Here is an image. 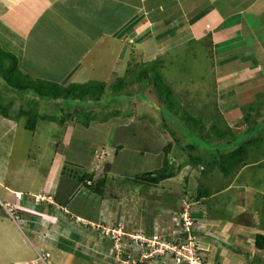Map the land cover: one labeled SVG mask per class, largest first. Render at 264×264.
<instances>
[{
	"label": "crops",
	"instance_id": "crops-1",
	"mask_svg": "<svg viewBox=\"0 0 264 264\" xmlns=\"http://www.w3.org/2000/svg\"><path fill=\"white\" fill-rule=\"evenodd\" d=\"M207 35L210 46L208 54L211 51L212 58V84L213 81L215 83L213 84L214 107L209 109V116L208 113L204 114V111L200 116H208L206 118L212 119L217 115L220 116V123L225 122L227 125L230 122L226 120L227 111L224 106L231 101L227 97L230 93L234 92L237 95V88L240 94L235 97H239V100L245 97L246 103L243 106L246 112L251 110L252 114L253 108L247 107L250 105L255 107V102L264 103V95H259V99L254 100L253 97L256 95L253 88L241 89L243 82L248 85L250 81L255 83L256 79H258L256 84L259 91L264 87L260 82L262 78L264 80V72L260 77L258 76V71L261 67L264 68V64L255 53V49L264 47V0H0L1 47L17 56L22 71L25 52L31 48L29 46L31 42V45L34 44L36 54L45 53L43 59L47 56L53 58L40 63L39 59L34 58L35 65L24 72L35 74L31 76L33 79L37 76L64 86L72 82L93 80V78L87 79V74L92 73L95 76L96 69L112 72L114 65L120 69L122 64L123 67L130 60L136 61L135 57L129 55L132 48H140L142 50L140 52L144 55L152 53L154 49L161 53L171 52L176 50L171 46L180 45L178 40L181 42L199 40ZM171 40L173 44L167 42H172ZM100 54H111L113 57L112 63L105 62L107 69L104 63L101 64ZM37 69L43 73L39 75ZM241 79L240 86L234 90L231 86L236 85ZM41 101L49 103L48 100ZM242 107L240 112L243 116L245 111L243 112ZM160 109L159 111L162 112ZM261 111L264 112V104L252 114L250 124H248L249 120L244 119L246 126L243 129L238 126L233 134L241 131L243 140L246 136L249 139L252 135H257L258 129L263 127L264 118ZM235 117H237L236 112L233 119ZM232 123L235 126L237 118L232 120ZM81 126L88 127L82 124ZM18 127L17 116L10 114L9 117H5L0 114V236L2 238L8 235L10 238L25 240L32 244L35 250L38 247L35 243L40 242L38 237L42 236V240L46 243L40 242V244H44L53 256L59 257V260L68 256L70 258L68 261L72 262L69 264H120L113 255V239L103 232V227L126 234L142 232L145 236L164 235L169 232L171 216H175L182 209V205L189 202L192 203L190 215L198 224L196 242L203 250L206 261L210 264H243L246 261L238 256L239 253L235 257V254L225 246L232 243L240 247L243 238V245L246 248L254 241L257 234L256 229L248 225L253 223L246 216H249L255 197L258 194L263 195V192L257 189L254 183L247 182L248 176H255L258 166L264 162L260 148L264 145V140L258 146L249 148L250 158L248 163L239 168V173L234 171L229 175L220 173L222 178H219V174L212 172L213 167L209 168V165L213 164L211 156L221 151H228L236 147L235 144L230 143L231 140L226 139V136L216 138L213 134L208 142H203L196 137V134H191L193 138L200 140L201 146L192 148L194 142L189 139L182 141L181 145L186 149L200 150L201 154L196 155L195 158H201L203 162L194 158L192 162L179 163L178 168L181 169L177 173L174 171L171 177L159 182L161 185L165 182L163 186L159 183L155 186L145 182L140 183L148 189L136 191L135 187L127 199H125L127 196L122 195L119 202L123 205L122 212L120 206L117 212L115 208H111L110 201L105 198L104 205L99 204L97 217L102 221L98 224L93 218L84 217L80 212L81 208L75 207L77 204L72 202L74 191L72 183L79 180L70 175L63 176V164L67 162H54L49 176L44 175L43 187L40 188V182L36 191L24 185L32 180L25 182L20 179L21 176L26 175L30 180V175L20 170H12L10 173L8 162L11 156L10 136L12 131L17 132ZM247 127H249L248 131ZM208 128L209 123L206 122V129ZM175 130L180 131L185 138L188 136L186 129L176 127ZM219 142H226L227 146L217 147ZM162 147L156 150L155 154L161 161L157 162L155 167H161L166 163H163L164 152L162 154L160 151ZM257 149L258 155H255L257 157L255 159L253 154ZM95 164L96 162H90L84 172L93 174V171L100 169L107 177L111 173L108 170L116 168L113 162ZM95 166L100 168L95 169ZM188 166L191 168L187 169ZM146 171H152V168ZM192 172L193 175L189 177ZM213 175L218 176L219 180H216L218 181L216 184L212 181ZM92 176L95 177V174ZM94 177L93 181H96ZM223 177H226V181ZM100 179L103 181V178ZM157 186L162 188L161 192L155 191L159 189ZM16 192H19L20 196L16 197L14 195ZM223 193L229 194L227 196ZM236 193L239 194L237 202H233L232 197ZM42 195L51 196V201L39 202L36 196ZM110 195L117 198L121 193ZM103 199L101 197V201ZM221 200L230 208L226 213H216L217 209L220 210L218 206ZM10 202L16 213L28 210L29 214L25 215L24 221L27 228H33L29 230L30 233L23 232L20 224L23 221L18 219V215L13 214ZM3 204L10 208L11 213ZM39 206L42 210L38 209ZM28 216L31 218L30 223ZM73 216L75 221L83 225L82 227L72 226ZM34 222L37 224L34 225ZM75 231L81 236L80 239L75 235V238H71ZM16 232L21 233L20 237H16ZM121 244L125 251L128 249L137 251L136 243L131 242L127 235L121 236ZM23 247L25 246H21ZM258 250L264 251V249ZM233 251L236 252L235 249ZM51 261L53 264H65L62 261L57 263L53 258ZM21 264H40V262L32 258L27 263L21 262Z\"/></svg>",
	"mask_w": 264,
	"mask_h": 264
},
{
	"label": "rangeland",
	"instance_id": "rangeland-1",
	"mask_svg": "<svg viewBox=\"0 0 264 264\" xmlns=\"http://www.w3.org/2000/svg\"><path fill=\"white\" fill-rule=\"evenodd\" d=\"M171 41L172 42H167L173 44V40ZM178 44L180 45L171 46L172 48H176V50H172L171 52L161 53L159 50L154 49L152 53H145L146 55H144L143 52H140V48H132L130 49L129 55L130 57H135L136 62L138 63L149 62L155 58H159L162 62V65H160L162 75L165 81L173 87L177 97L181 100L182 105H186L188 109H193L194 111L192 113L196 116L199 114L200 110L194 106H204L202 110H204V114L207 115L209 109L214 107L213 84L215 85L214 81L212 84L213 73L212 58L210 57L211 51L208 54V51L210 50L209 38L205 36L199 40L193 39V41L185 40L182 42L178 40ZM121 45L122 43L120 46ZM29 46H31V48H28L25 52L22 71L24 74L27 73L31 77L35 74H29L24 71H29V68H32L35 65L36 62H34V58L39 59L40 63L53 57L47 56L43 59L46 55L45 53L36 54L33 48L34 44L31 45L30 42ZM263 49L264 47H258V49H255V53H257L258 58L264 64ZM99 57H101V64L104 63V67L107 69L105 62L112 63V55L100 54ZM89 60H91V58H89ZM129 62L132 63V60ZM134 62L135 61H133V63ZM122 65L120 66V69L114 65L112 72L106 71L105 69L102 71L99 68L96 69L95 76L92 73L87 74V79L93 78L95 81L98 80L99 82L104 83L105 86L100 100L96 102H89V106L83 102H76V104L68 103L73 107L69 105L64 107L62 102L51 105L50 103L40 101L39 111L41 113L54 115L55 119H45L43 121L42 119H38L34 132L23 127V124L26 121V115L18 114L21 107L26 109L28 107V104L25 103L27 102L25 98L17 95L16 93L7 91L3 87L2 82H0V102L6 104L12 101V105L9 108V114H13L19 119L17 132L15 133V131H12L10 136L11 144L9 143V151L11 156L10 160H8L10 173L12 170H20L21 172H25L27 175H30V180H28L26 175L20 177V179L25 182L32 180L31 182L24 184L26 187L36 191L37 186L41 182L40 188H42L44 184V175L49 176L54 162H67L66 164H63L64 177L69 175L76 177L82 174L85 170H87L90 162H96L95 165H98L99 162H113V164H115L116 168H113V170L109 169L108 171L111 173H109L107 177H105L104 171L101 172L100 169L93 171L95 174V177L93 176L95 180L103 178V188L101 193H92V190L82 186L79 182L72 183L75 188L73 187V198L71 200L74 204H77L75 207H78L79 209L81 208L80 212L84 217L93 218V221H96L98 224L102 221L101 219L98 220L99 217H97V213H99V204L104 205L105 198L110 201V207L115 208V211L117 212L119 211V206L120 208L123 207L122 203H119L122 195L127 196L125 197V199H127L131 194V190L135 187L136 191H145L148 189L143 184L133 183L132 178L139 173L145 172L146 169L152 168V171H154L160 169L164 165L163 164L161 167H155L157 166V162L161 161L160 157L155 154L158 147L160 149V146H163L160 150L162 154L164 152L163 163L166 158H168L170 162H173L172 164L168 163L170 169L176 171V173L179 169H181L178 168L179 163L192 162L196 155L201 154V151L198 149L195 151L182 147V141H188L189 139L191 142H195L196 138H191L190 136L185 138L180 131L175 130L176 126L173 118L159 111L163 105L159 102L157 92L153 89V86L149 85L144 87L138 82L132 83L131 80L133 78V74L130 73L131 70H126L128 64L123 67ZM132 68L133 67L130 69ZM263 69L264 68L261 67L258 71L259 77L264 72ZM36 72L39 75L43 73L39 69H37ZM119 77L123 79L122 84H117ZM34 79L40 78L36 76ZM256 80L255 83L250 81V84L248 85L243 82L245 85L242 83L243 86L241 87L242 90L253 88L256 95L253 97L254 100L259 99V95H264V87L263 90L259 91ZM262 80L263 78L260 82L264 85V80ZM241 81L242 79L238 82L234 81L237 84L231 87L235 90L238 86H240ZM113 85L118 87V95L115 98H111L115 95V92L112 89ZM229 92L230 90L226 94L228 95ZM236 92L237 95L240 94V90L238 88L236 89ZM237 95H235L234 92L230 93L227 97H229L231 101L224 106L227 111L226 120H228L232 126H230V124L226 125L225 122H222L219 125L220 131L221 129L226 131L227 137H230L231 139L230 143H234L235 146H237V142H240L243 137L240 135V131L239 133H236L239 135L236 136L237 140L236 138L233 139L231 136L233 135L234 129L236 130L238 126L243 129V127L246 126L243 121L244 117L240 112V108L244 103H246L245 97L239 100V97H235ZM87 106L88 108L83 111V109ZM75 107H79V110L80 107L83 109L82 111L74 112ZM115 111H117L118 114H115ZM257 111L258 109L256 106L253 107L252 114H255ZM235 112L237 117L233 119ZM252 114L249 117L248 124H250L252 120ZM262 117L264 118V112H262ZM236 118L237 123L233 126L232 120H235ZM78 119L84 122L89 120L88 127H82L81 123L78 122ZM163 123L167 125V127L165 126L166 128L163 126ZM168 128L171 129V131H174L171 133ZM248 129L249 127H247V131ZM206 130L207 132H210L209 128ZM247 140L248 138L246 136L245 141ZM198 141L200 145L201 142L197 139V143ZM161 143L163 145H161ZM221 146L226 147V142H219L217 147ZM144 148H146V150H144ZM260 148H262L261 157L264 158V145ZM258 149L254 151L253 156L258 155ZM211 162H213V164H210L209 168L213 167L212 172H216L219 174V178H222L221 176L223 174L218 168L219 164H216L213 160H211ZM260 164L261 165L258 166L259 169L257 168V174L253 177L248 176L247 183H254L253 185L263 192V195L258 194L257 197H255L253 201L254 205L250 210L249 216L246 217L253 223L248 224L249 226L256 229L257 233L264 234V162H261ZM96 168H100V166H95V169ZM189 168L191 167L188 166L187 169ZM114 169H116V171H114ZM238 170L239 168L234 170V172L239 173ZM220 173L222 174L221 176ZM192 175L193 172L190 173L189 177ZM214 176L215 175L212 177V181L216 184L218 183L216 180L219 179L218 176ZM241 177L243 178L244 176L242 175ZM66 179L68 181V178ZM223 180L226 181V177ZM47 182L48 180H46V183ZM164 184L165 182H162V185L159 183L161 186ZM157 188L159 189H156L155 191L161 192L162 188L160 189V186H157ZM111 193H121V195H118V197L115 198L113 195H110ZM223 194L228 196L229 193ZM238 195L239 194L237 193L233 195V202H237ZM41 197L44 198V201H51V196L47 197V195H42ZM101 197L104 198L103 201H101ZM220 197L222 198V196ZM43 198H39L38 200L43 202ZM122 200L124 201V198ZM187 204L192 208V203L187 202ZM184 206L185 204L182 205V209ZM218 207L220 210L217 209L216 213H226L228 209H230L226 203L222 202V200L220 201ZM10 208L13 211V214L18 215V219L23 221V223H20L23 227V232L25 234L30 233L31 231L29 232V230L33 228H27L24 221L28 210L23 213H16L14 209H12L13 204L11 202ZM38 209L42 210V207L39 206ZM120 211L122 212L124 209L122 208ZM27 219L30 223V216H28ZM74 219L75 216L72 218V226H83ZM33 224L35 225L37 223L34 222ZM197 227L195 225V230L198 231ZM107 229L111 230L110 228ZM17 234L16 237H20L21 233ZM196 234L197 232L195 235ZM74 235L78 239L81 238V236H78L77 231L73 233L71 238H75ZM42 238V236H39L38 240L40 239V242L45 244L46 241L42 240ZM18 239L19 238H10L8 235L6 238H2L0 236V264L27 263V261L32 258L40 262L41 260L38 259L37 252L41 249L49 253L47 258L48 264H53L51 261L52 258L57 263L60 261L65 264L66 262L68 264L72 263L71 261H68V259H70L68 256L65 257V259L61 258L59 260V257L55 255L53 256V254L48 251L47 247L44 244H40V242L35 243L38 247L34 250L32 244L25 240ZM243 240L244 239L242 238V241H240V247L231 243L227 244L228 246L226 245L225 248L233 252L235 257L239 253L238 256L240 255L241 259L246 260L243 264H264V251L258 250V248L254 246L253 241L245 248ZM21 246L25 247L21 248ZM234 249L236 252L233 251ZM40 264L44 263L41 261ZM171 264L173 263L171 262Z\"/></svg>",
	"mask_w": 264,
	"mask_h": 264
},
{
	"label": "trees",
	"instance_id": "trees-1",
	"mask_svg": "<svg viewBox=\"0 0 264 264\" xmlns=\"http://www.w3.org/2000/svg\"><path fill=\"white\" fill-rule=\"evenodd\" d=\"M127 64L128 66L126 70H131L130 73L133 74L131 82H138L144 87L152 85L153 89L157 92V98L159 102L163 105V107H161L160 109L162 113L168 115L169 117H172L176 127L180 129H186V131L188 132V136L193 138L191 134H196V137L199 136L198 138L203 142H208L213 134H215L216 138H225L226 136V139L231 140L230 137H227V135H225V131L223 129H221L220 131V116L215 115L212 117V119L206 118L204 116L202 117L200 116V113L204 111L202 110L204 106H194L198 110H200L198 114L199 116H196L194 113H192L194 111L193 109H188L186 105H182L181 100L177 97L175 90L169 83L165 81L162 75V72L160 70V65H162V62L159 58H155L154 60H151L149 62L138 63L135 61L133 63L132 61V63L128 62ZM131 67L133 68L130 69ZM0 82H2L3 87L7 91L16 93L17 95L24 97L27 101L25 102L26 104H28L27 109L21 107L18 111V114L26 115L24 127L25 129H28L30 131L35 130L38 119H55L54 115L41 113L39 111L41 100H48L51 105L62 102L64 104V107L67 105L72 106L68 103L76 104V102H83L88 105L89 102L99 101L105 89L104 83L95 80L81 83L72 82L64 86L54 81L45 79H33L20 70L17 56L12 52L4 50L1 45ZM119 83H123V79L121 77H119L117 80V84ZM112 89L115 92V95H113V97L111 98H115L118 95V87L113 85ZM263 104L258 101L254 103V106L259 109V106L262 107ZM11 105L12 101L6 104L0 102V114L5 117H9V108ZM88 106L84 109L80 107V110L79 107H75L74 112L82 111V109L84 111L86 108H88ZM244 108L245 107L243 106V112L245 111ZM247 108L252 109L253 106L250 105ZM245 112L243 117L248 121V116L250 117L251 110L247 111L246 113ZM115 114H118V112L115 111ZM78 122L83 124L84 126H88L89 120L84 122L78 119ZM206 122L209 123L210 132H207L205 130ZM165 124L163 123V126L167 127V125ZM262 124L260 125H262L263 127H260L258 129L257 135H252L247 141L243 140L242 138L240 142L236 141L237 146L232 148L231 150L221 151L218 154H213V156H211V160H213L216 164H219L218 168L224 175H229L234 170L248 163L247 161L250 158L248 157L249 148L251 146H258L259 142L264 140V120ZM169 131L171 133L173 132V130L171 131V129H169ZM233 135L231 137L235 139L236 136ZM198 146H201V144L199 145V141L197 143L196 139L191 147L197 148ZM255 158L257 157L255 156ZM195 160L203 162V160L198 157L195 158ZM164 162L166 163L158 170L146 171L135 175L134 178H132V182L139 184L145 182L150 185H156L161 180L171 177L174 174V171L171 170L168 165V162H170V160L166 158ZM93 174L83 172L82 174L76 176V179L79 180V183L82 186L89 188L93 192L101 193L103 188V181L100 178L96 179V181H93ZM253 242L258 249H264V234L257 233Z\"/></svg>",
	"mask_w": 264,
	"mask_h": 264
},
{
	"label": "built area",
	"instance_id": "built-area-1",
	"mask_svg": "<svg viewBox=\"0 0 264 264\" xmlns=\"http://www.w3.org/2000/svg\"><path fill=\"white\" fill-rule=\"evenodd\" d=\"M15 195L18 197L20 193L16 192ZM39 198L43 197L36 196L37 200ZM3 205L11 213L10 208ZM190 210V205L185 204L175 216H171L169 232L164 235L145 236L142 232L126 234L103 227V232L113 239L114 258L120 261V264H171V262L173 264H210L196 242L195 225L197 227V223L190 215ZM122 235H127L131 242L136 243V252L129 249L125 251L121 244ZM37 254L38 259L48 264L49 253L47 251L41 249Z\"/></svg>",
	"mask_w": 264,
	"mask_h": 264
},
{
	"label": "clouds",
	"instance_id": "clouds-1",
	"mask_svg": "<svg viewBox=\"0 0 264 264\" xmlns=\"http://www.w3.org/2000/svg\"><path fill=\"white\" fill-rule=\"evenodd\" d=\"M39 202H40V200H38ZM42 201H44V200H42ZM46 202H48V201H46ZM179 212V211H178ZM195 220V219H194ZM196 221V220H195Z\"/></svg>",
	"mask_w": 264,
	"mask_h": 264
}]
</instances>
